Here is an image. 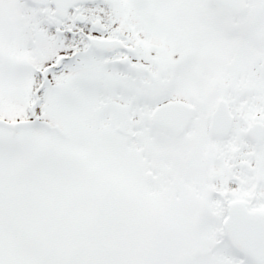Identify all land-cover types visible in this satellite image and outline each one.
Listing matches in <instances>:
<instances>
[{
	"label": "snow or ice",
	"instance_id": "obj_1",
	"mask_svg": "<svg viewBox=\"0 0 264 264\" xmlns=\"http://www.w3.org/2000/svg\"><path fill=\"white\" fill-rule=\"evenodd\" d=\"M0 264H264V0H0Z\"/></svg>",
	"mask_w": 264,
	"mask_h": 264
}]
</instances>
